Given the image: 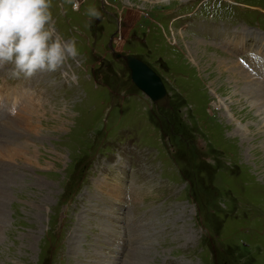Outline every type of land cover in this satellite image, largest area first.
Returning <instances> with one entry per match:
<instances>
[{
  "label": "rangeland",
  "instance_id": "374dc122",
  "mask_svg": "<svg viewBox=\"0 0 264 264\" xmlns=\"http://www.w3.org/2000/svg\"><path fill=\"white\" fill-rule=\"evenodd\" d=\"M75 2V59L0 69V264H264V0Z\"/></svg>",
  "mask_w": 264,
  "mask_h": 264
},
{
  "label": "clouds",
  "instance_id": "9594fccd",
  "mask_svg": "<svg viewBox=\"0 0 264 264\" xmlns=\"http://www.w3.org/2000/svg\"><path fill=\"white\" fill-rule=\"evenodd\" d=\"M67 2L73 10L79 8L75 0ZM51 7V0H0V69L11 65L10 77L53 73L79 55L76 39L66 41L56 31ZM86 14L95 19L102 15L95 6Z\"/></svg>",
  "mask_w": 264,
  "mask_h": 264
},
{
  "label": "water",
  "instance_id": "95a60500",
  "mask_svg": "<svg viewBox=\"0 0 264 264\" xmlns=\"http://www.w3.org/2000/svg\"><path fill=\"white\" fill-rule=\"evenodd\" d=\"M119 57V53H114ZM126 65L130 69V80L136 85L151 101H161L168 97V92L160 76L136 54L124 56Z\"/></svg>",
  "mask_w": 264,
  "mask_h": 264
},
{
  "label": "bare ground",
  "instance_id": "6f19581e",
  "mask_svg": "<svg viewBox=\"0 0 264 264\" xmlns=\"http://www.w3.org/2000/svg\"><path fill=\"white\" fill-rule=\"evenodd\" d=\"M167 99H168V97L166 98V99H163V100H161V101H156L155 103H157V104H166L167 103ZM2 114H3V112L2 111H0V116H2ZM256 115V117H258L259 115H257V114H255ZM28 119V118H27ZM3 127L1 126V124H0V133L2 134V133H4V131L6 130H4V129H2ZM7 140H9V139H4V142H7ZM21 155V154H20Z\"/></svg>",
  "mask_w": 264,
  "mask_h": 264
}]
</instances>
